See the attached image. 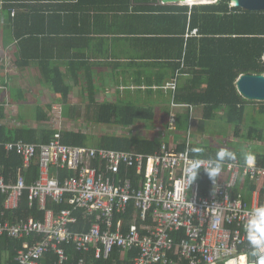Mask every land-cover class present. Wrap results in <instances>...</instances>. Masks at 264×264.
Instances as JSON below:
<instances>
[{
  "label": "built area",
  "instance_id": "1",
  "mask_svg": "<svg viewBox=\"0 0 264 264\" xmlns=\"http://www.w3.org/2000/svg\"><path fill=\"white\" fill-rule=\"evenodd\" d=\"M17 12L12 9V14ZM196 34L197 28L188 36ZM2 59L8 62V56ZM165 88L172 105H179L177 77ZM176 123L172 112L170 127ZM184 146L179 149L163 142L149 154L71 145L63 143L60 131L47 143L0 142V150L22 161L13 178L5 175L0 162V204L5 198L1 214L18 209L25 191L30 207L37 204L43 213L42 218L30 214L0 220V236L32 238L18 251L17 264H47L50 254L54 256L50 264H89L87 253L110 260L116 248L136 251L130 264H241V256L248 253L244 224L250 211L260 205L233 196L231 188L242 178L258 179L264 167L252 159H231L223 160L217 170V159L191 154L190 130ZM35 162L40 174L28 185L23 170ZM199 171L209 178L206 195L195 179ZM64 203L70 207L51 206ZM131 203L135 215L125 230L123 216ZM77 211L87 221L97 215L89 230L74 228L79 224ZM67 245L82 255L72 259ZM254 261L255 257L247 256V264ZM111 264L120 262L112 259Z\"/></svg>",
  "mask_w": 264,
  "mask_h": 264
},
{
  "label": "crops",
  "instance_id": "2",
  "mask_svg": "<svg viewBox=\"0 0 264 264\" xmlns=\"http://www.w3.org/2000/svg\"><path fill=\"white\" fill-rule=\"evenodd\" d=\"M17 1L26 5L9 9L2 6L0 10V107L5 113V117L0 118V125L14 128L5 120L10 114L15 116L19 114V111L15 110L19 107L27 105L35 107L38 110L35 113L36 118L41 112L50 116L57 106L62 107L63 97L55 91L51 83L62 75L63 81L71 86L70 106L78 114L82 113L83 108L91 112L101 103L148 106L156 119H138L137 122L143 121L145 126L152 124L148 129L153 133L152 137L145 136L144 130L141 129L133 133V136L159 139L162 143L166 142L181 149L190 130V148L198 147L200 151L209 155L205 156L206 158L217 159L218 153L226 152L230 156L234 154L233 159L241 161L252 159L263 167L264 101L248 99L240 93L237 80L242 74L236 80L237 90L243 97V101L238 105L244 108L240 122H237V114L228 117L230 109L227 104L176 101L178 93L183 94L184 98L193 96L213 98V95L215 97L219 95L214 92L210 94L208 85L213 77L212 67H217V56L221 47L216 48V44L212 43L206 44L210 45L209 49L205 48L207 57L197 60L201 62L199 66L195 64L196 59L191 58L189 63L186 60L189 41L192 38H205L199 30L198 34L188 36L192 30L190 11L196 2L194 4L189 1V4L164 3L161 0L13 2ZM217 1L211 0L209 3ZM186 6L189 13L184 29L187 10L182 7ZM19 8L25 12L37 8L45 15V20L43 17L38 18L39 21L34 26L38 30L37 37L40 38L38 46L33 42L25 45L22 49L24 56L20 53L22 51L20 45L14 42L16 30L14 18L18 12L12 14V9ZM26 21L23 22L24 31L31 24ZM208 34L215 35L212 32ZM181 39L184 42H181ZM5 56H8L7 63L2 59ZM44 67L52 68L56 78H45ZM174 77H177L175 94V101L179 104L177 106L172 105L170 91L165 88ZM60 98L62 101H59ZM78 99L82 100L79 104L74 102ZM84 103L87 104L86 107L82 106ZM172 112L177 115L175 128L170 127ZM35 122L43 121L36 119ZM27 124L21 127L41 128ZM224 160L231 159L226 157ZM263 174L258 179H240L237 185L231 188L233 196L241 197L251 205H263L264 182L260 187ZM7 177L13 178L12 175ZM8 218L11 217H4L2 220ZM4 256L5 262L8 258L7 253Z\"/></svg>",
  "mask_w": 264,
  "mask_h": 264
},
{
  "label": "trees",
  "instance_id": "3",
  "mask_svg": "<svg viewBox=\"0 0 264 264\" xmlns=\"http://www.w3.org/2000/svg\"><path fill=\"white\" fill-rule=\"evenodd\" d=\"M13 1L14 0H5L1 1V3L3 2L2 4H4L3 6L6 9L26 5L22 2L20 3V1ZM197 1L200 0H189V2ZM182 8L187 10L185 14V23L183 25L185 29L188 21L187 13H189V11L188 6ZM190 12L191 29L197 27L205 38H192L189 41V49L186 53V60H188L189 63L191 58L196 59L195 64L199 66L201 65V62H197V60L205 59V57H207L205 48L209 49L210 45L206 44L212 43L216 44V48L219 46L221 47L220 53L217 51V67H212L213 77L208 85V92L210 94L214 92L219 95L217 97L213 95V98L199 96L184 98L183 94L178 93L176 101L177 103H180L181 101L199 103L202 101L213 102L218 105L227 104L230 109L228 117L232 114H237V122H240L244 108H240L238 105L243 101V97L237 90L236 80L241 74L264 73V64L262 63V57L264 56V11H249L241 7L232 6L231 0H218L214 3L195 4ZM40 17H43L45 20V15H42L40 10L37 8L30 9L26 12L20 10L19 8V12L14 18L16 29L14 42L20 45L21 50L24 49L25 45H29L32 42L38 46L40 38L37 37L38 30L34 26L38 23V18ZM25 20H27L26 22L31 23L30 27L26 31L22 29L23 22ZM208 32H212L215 35L210 36ZM181 42H184V40L181 39ZM20 53H23L24 56L23 50ZM43 71L45 78H56L55 72L52 68L44 67ZM210 71L212 70H209V72ZM213 80H216V82H212ZM51 83H53L55 91L62 95L63 101L67 103L69 101L71 86L63 81L62 75H59L58 78ZM4 117V109L0 107V118ZM37 119L47 121L50 119V116L41 112L37 115ZM138 119L155 120L156 117L151 108L148 106H137L124 103L116 105L110 103L97 104L91 115V120L97 124L120 125L124 127L136 124ZM57 132L58 129L55 128H11L10 126L1 124L0 142L23 140L30 143H47L51 141L54 134ZM60 133L63 143L66 144L96 147L102 146L110 149L135 150L149 154L159 150L162 144L159 139H148L140 136L115 134L103 135L102 138L94 144L88 143V135L82 131L64 130L60 131ZM183 148H185V146L181 147V149ZM191 154L196 157L209 156L208 154L200 151L198 147H192ZM233 156L234 154H232V156H227V158L233 159ZM0 162L2 163L4 172L7 176H15L16 169L21 166L22 161L18 155L14 153L8 155L2 148L0 150ZM23 173L26 177L27 184L31 185L40 174L37 162L32 164L29 168L24 169ZM195 179L199 181L201 194H208L210 189L209 178L206 177L203 172L199 171L195 176ZM263 182L264 175L262 176L260 187ZM4 199V197L1 198L0 205L2 210H4ZM51 206H53L56 210L70 207L67 203L59 205L51 204ZM30 214H34L37 218L43 217V213L38 210L37 204L30 207L29 192L25 191L20 207L15 211H6L4 215L0 212V220L4 217L29 216ZM76 214L79 217V224L74 226L76 229L89 230L91 223L94 220H97V215L91 216V218L87 221L83 218L82 211H77ZM134 215L135 207L134 204L131 203L128 212L123 216L125 230L128 229ZM28 240L31 241L32 238L16 239L7 235L0 236V264L5 263L6 261L9 264H17L15 257L18 251L23 248L24 244ZM66 250L72 259H76L82 255L71 245H67ZM6 253L8 258L4 262V254ZM135 256L136 251H123L116 248L110 260L96 259L93 257L92 253H87L86 259L89 264H111L112 259H117L120 264H130L131 260ZM53 259L54 256L50 254L47 259V264L52 263ZM219 264L225 263L220 262Z\"/></svg>",
  "mask_w": 264,
  "mask_h": 264
},
{
  "label": "rangeland",
  "instance_id": "4",
  "mask_svg": "<svg viewBox=\"0 0 264 264\" xmlns=\"http://www.w3.org/2000/svg\"><path fill=\"white\" fill-rule=\"evenodd\" d=\"M1 1L2 0H0V10L2 9L1 7L4 5L2 4L3 2L1 3ZM59 101H62V99L60 98ZM70 101L71 100H69L67 103L64 102L62 107L57 106L54 112L50 113V119L47 121L35 122V120L37 119L35 113L38 110L35 107H30L27 105L25 107L23 106L19 107V109H15L16 111H19V114H17L16 116L10 114L7 120H5V122L7 124L12 125L14 128H20L23 124L28 123L30 126H37L41 128H55L58 129V131H82L88 135V143L94 144L97 143L102 138V136L106 134L132 135L140 129L144 130L145 136L152 137L151 134L153 133H150L148 131L152 124H146L145 126V123H143V121H139L137 122V124L131 127L97 124L91 120V115L93 111L89 113V109L83 108L81 110L82 113L78 114L75 109L71 108ZM74 102H77L79 104L82 102V100L78 99L77 101L74 100ZM86 105L87 104L84 103L82 106L86 107Z\"/></svg>",
  "mask_w": 264,
  "mask_h": 264
},
{
  "label": "clouds",
  "instance_id": "5",
  "mask_svg": "<svg viewBox=\"0 0 264 264\" xmlns=\"http://www.w3.org/2000/svg\"><path fill=\"white\" fill-rule=\"evenodd\" d=\"M229 155L226 152L218 153L217 160L214 162L217 170ZM206 171L212 178L213 173L207 169ZM244 231L248 247L247 256L255 257L254 264H264V205L257 206L250 211L244 224ZM247 256H241V264H247Z\"/></svg>",
  "mask_w": 264,
  "mask_h": 264
},
{
  "label": "water",
  "instance_id": "6",
  "mask_svg": "<svg viewBox=\"0 0 264 264\" xmlns=\"http://www.w3.org/2000/svg\"><path fill=\"white\" fill-rule=\"evenodd\" d=\"M164 3L186 4L189 0H161ZM232 6L249 11H264V0H231ZM240 93L252 100L264 101V73H245L237 80Z\"/></svg>",
  "mask_w": 264,
  "mask_h": 264
},
{
  "label": "bare ground",
  "instance_id": "7",
  "mask_svg": "<svg viewBox=\"0 0 264 264\" xmlns=\"http://www.w3.org/2000/svg\"><path fill=\"white\" fill-rule=\"evenodd\" d=\"M198 2V3H197ZM195 4H202V3H209V2H211V0H200V1H197ZM190 3H193L194 4V2H190ZM189 4V3H188ZM264 175V174H263Z\"/></svg>",
  "mask_w": 264,
  "mask_h": 264
}]
</instances>
